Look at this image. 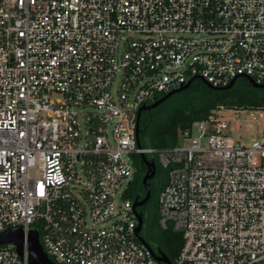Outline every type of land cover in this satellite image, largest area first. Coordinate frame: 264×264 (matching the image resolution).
Listing matches in <instances>:
<instances>
[{"label": "built area", "instance_id": "1", "mask_svg": "<svg viewBox=\"0 0 264 264\" xmlns=\"http://www.w3.org/2000/svg\"><path fill=\"white\" fill-rule=\"evenodd\" d=\"M241 78L264 84V0H0V232L24 233L0 264H29L31 231L56 264H159L136 235L137 155L167 172L177 264H264V121L242 142L219 107L174 146L137 139L142 105Z\"/></svg>", "mask_w": 264, "mask_h": 264}, {"label": "trees", "instance_id": "2", "mask_svg": "<svg viewBox=\"0 0 264 264\" xmlns=\"http://www.w3.org/2000/svg\"><path fill=\"white\" fill-rule=\"evenodd\" d=\"M219 107L226 109H261L264 107V88L251 85L246 78L239 79L230 89H214L202 80L196 79L191 85L175 92L158 106L143 110L140 118L139 140L142 146L165 148L178 144L180 132L190 128L196 121L205 119ZM152 158L156 157L151 155ZM157 164V161H156ZM137 173L129 185L128 195L135 199L145 193L142 178L147 170L143 158L137 155ZM156 165V174L162 182H152L149 199L138 210L143 214V237L155 251L165 253L177 264L176 258L183 245L180 232L160 228L158 196L166 184L167 172ZM152 180V179H151Z\"/></svg>", "mask_w": 264, "mask_h": 264}, {"label": "water", "instance_id": "3", "mask_svg": "<svg viewBox=\"0 0 264 264\" xmlns=\"http://www.w3.org/2000/svg\"><path fill=\"white\" fill-rule=\"evenodd\" d=\"M248 81L251 83L252 86L258 87V88H264V84L260 85L257 84L252 78H249ZM192 81L168 92L167 94L163 95L159 99L155 100L151 104H144L139 108L138 113V123H137V136H139L140 132V116L143 110H149L151 108H154L161 104L163 101L168 99L170 96H172L175 92L181 91L183 89L188 88L191 85ZM206 85H208L211 88H214L210 86L208 83L205 82ZM234 86V82L229 84L226 87L223 88H214V89H230ZM139 141V137L137 138ZM142 158L147 166V170L143 175V184L146 189V193L143 196V198H139L137 196L133 201V208L137 213V219H138V225L136 227V235L137 237L145 244H148L144 237L141 234V229L143 228V214L139 211H137V207L143 205L150 197L151 193V185L149 180L155 175L156 173V163L154 158H148L145 155H142ZM23 242H24V233L21 227H12L8 228L4 231L0 232V244H6V243H12L16 246L18 252L22 254L23 250ZM28 244H29V264H56L44 251L40 240L39 235L36 231H31L28 235ZM155 259L159 264H173L171 259L163 252L161 251H155L154 252Z\"/></svg>", "mask_w": 264, "mask_h": 264}, {"label": "rangeland", "instance_id": "4", "mask_svg": "<svg viewBox=\"0 0 264 264\" xmlns=\"http://www.w3.org/2000/svg\"><path fill=\"white\" fill-rule=\"evenodd\" d=\"M221 115L223 120L229 123L232 136L242 142H249L253 138H257L259 128L264 121L263 112L256 109H224ZM194 129L196 130V127Z\"/></svg>", "mask_w": 264, "mask_h": 264}, {"label": "flooded vegetation", "instance_id": "5", "mask_svg": "<svg viewBox=\"0 0 264 264\" xmlns=\"http://www.w3.org/2000/svg\"><path fill=\"white\" fill-rule=\"evenodd\" d=\"M151 179H152V180H151ZM151 179L149 180L150 185L152 184V182H155L156 184H157V183L160 184V183L162 182L161 175H159V173H158V174H155ZM142 181H143V180H142ZM145 193H146V191H145ZM145 193L141 191V192L138 194L139 198H140V199L143 198V196L145 195Z\"/></svg>", "mask_w": 264, "mask_h": 264}]
</instances>
